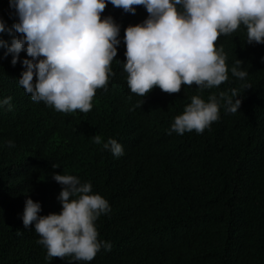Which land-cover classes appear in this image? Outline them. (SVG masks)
<instances>
[{
    "label": "trees",
    "instance_id": "16d2710c",
    "mask_svg": "<svg viewBox=\"0 0 264 264\" xmlns=\"http://www.w3.org/2000/svg\"><path fill=\"white\" fill-rule=\"evenodd\" d=\"M108 16L120 26V43L107 91L97 89L87 113H60L18 84L22 61L32 58L25 45L11 63L19 17L9 0H0V101L12 98L11 110L0 106V264H264V43L248 44L241 25L215 42L226 56V82L211 89L182 85L176 94L156 87L141 97L127 85L124 34L148 13L108 3L101 18ZM237 60L244 79L232 75ZM233 89L238 97H231ZM222 92L241 99L237 112L227 111ZM193 95L205 102L216 95L219 119L202 134H169ZM110 138L123 156L103 149ZM53 173L91 183L92 193L108 201L110 211L95 226L111 248L92 261L48 257L34 225H23L28 198L40 203L38 215L61 211L62 185Z\"/></svg>",
    "mask_w": 264,
    "mask_h": 264
},
{
    "label": "clouds",
    "instance_id": "9594fccd",
    "mask_svg": "<svg viewBox=\"0 0 264 264\" xmlns=\"http://www.w3.org/2000/svg\"><path fill=\"white\" fill-rule=\"evenodd\" d=\"M16 9L19 22L14 25L21 38L13 39L8 52L11 63L25 50L32 59L22 61L25 71L18 84L34 102H44L60 113H87L97 89L107 91L111 63L117 56L120 26L111 16L101 18L107 4L135 14L143 6L148 18L125 29L127 85L131 92L145 97L154 88L168 94L181 91L182 85L201 89L218 87L228 80L226 56L215 42L241 25L247 30V43H264V0H9ZM179 6V7H178ZM5 31L0 19V33ZM0 39V46L4 45ZM236 61L232 75L244 79L248 73L239 70ZM250 88V86H248ZM231 97H238L232 90ZM220 93L227 111L237 112L241 99ZM11 97L0 101L9 105ZM144 101L140 103L141 106ZM219 119L216 95L205 102L193 95L183 114L174 118L169 134L183 135L195 131L202 134ZM101 144V137L94 136ZM14 147L13 141H8ZM115 157L124 155L115 139L103 143ZM53 168H57L53 165ZM62 185L57 197L59 213L38 215L41 205L31 198L25 201L23 225H34L50 258L71 257L76 261H92L108 242L98 239L95 221L110 211L108 201L92 193L91 183H81L75 175L53 173ZM75 197V198H73Z\"/></svg>",
    "mask_w": 264,
    "mask_h": 264
}]
</instances>
